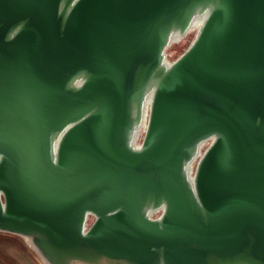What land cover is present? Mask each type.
<instances>
[{
  "label": "water",
  "instance_id": "95a60500",
  "mask_svg": "<svg viewBox=\"0 0 264 264\" xmlns=\"http://www.w3.org/2000/svg\"><path fill=\"white\" fill-rule=\"evenodd\" d=\"M0 231L47 264H264V0H0Z\"/></svg>",
  "mask_w": 264,
  "mask_h": 264
},
{
  "label": "rangeland",
  "instance_id": "374dc122",
  "mask_svg": "<svg viewBox=\"0 0 264 264\" xmlns=\"http://www.w3.org/2000/svg\"><path fill=\"white\" fill-rule=\"evenodd\" d=\"M195 32L175 41L168 48L170 60L177 58L189 46ZM0 264H47L28 239L22 235L0 231Z\"/></svg>",
  "mask_w": 264,
  "mask_h": 264
}]
</instances>
